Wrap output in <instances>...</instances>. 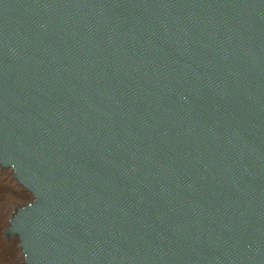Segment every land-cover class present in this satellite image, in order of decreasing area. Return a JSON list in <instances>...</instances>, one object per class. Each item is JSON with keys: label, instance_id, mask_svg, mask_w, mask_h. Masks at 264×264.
<instances>
[{"label": "water", "instance_id": "95a60500", "mask_svg": "<svg viewBox=\"0 0 264 264\" xmlns=\"http://www.w3.org/2000/svg\"><path fill=\"white\" fill-rule=\"evenodd\" d=\"M0 165L25 264H264V0H0Z\"/></svg>", "mask_w": 264, "mask_h": 264}, {"label": "rangeland", "instance_id": "374dc122", "mask_svg": "<svg viewBox=\"0 0 264 264\" xmlns=\"http://www.w3.org/2000/svg\"><path fill=\"white\" fill-rule=\"evenodd\" d=\"M31 198L32 194L29 191L26 192L19 188L13 171L5 170L0 166V249L4 248L3 246L9 239V236H6L4 232L9 227V221L13 214ZM12 240L10 250L4 253L0 264H11L13 261L15 264H25L17 236L14 235Z\"/></svg>", "mask_w": 264, "mask_h": 264}, {"label": "bare ground", "instance_id": "6f19581e", "mask_svg": "<svg viewBox=\"0 0 264 264\" xmlns=\"http://www.w3.org/2000/svg\"><path fill=\"white\" fill-rule=\"evenodd\" d=\"M1 166V165H0ZM3 167L5 170H10L11 172L13 171L12 168L10 166H1ZM14 176V174H13ZM15 178V177H14ZM16 180V178H15ZM17 181V180H16ZM18 182V181H17ZM19 183V182H18ZM19 188L23 189L24 191H29L24 185H22L21 183H19ZM30 192V191H29ZM31 193V192H30ZM32 194V193H31ZM32 199V198H31ZM26 204V203H25ZM8 228V227H7ZM5 233V232H4ZM15 234H10V235H6L9 236V239L7 241V243L3 246L4 248L0 249V261L1 258L4 257V253L8 252L10 250V242H12V238L14 237ZM2 252V253H1ZM5 264V263H4ZM11 264H15V262L13 261Z\"/></svg>", "mask_w": 264, "mask_h": 264}]
</instances>
